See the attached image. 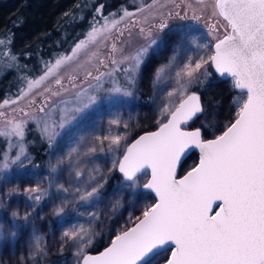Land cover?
<instances>
[{
    "label": "snow or ice",
    "instance_id": "obj_1",
    "mask_svg": "<svg viewBox=\"0 0 264 264\" xmlns=\"http://www.w3.org/2000/svg\"><path fill=\"white\" fill-rule=\"evenodd\" d=\"M132 2V10L121 6L107 15L103 4L96 6L88 30L70 52L43 61L40 75L21 77L25 86L15 98L0 102V137L8 139L9 149L18 148L14 156L0 154V179L7 180L13 166L32 163L24 141L34 121L50 149L63 136L74 140L67 153L49 162L48 187L23 189L35 204L54 196L50 212L61 222L73 214L88 217L60 233L58 252L72 247L74 264H264V0ZM209 7L211 16L224 22L222 36L218 23L205 20ZM172 20L205 21L207 31ZM13 40L14 35L0 36V56L8 58L0 71L19 67L9 47ZM165 50L169 54L161 59ZM150 69L153 102L160 98L155 129L129 142L132 117L125 120L119 109L137 98V85ZM217 74L230 79L235 92L223 125L217 116L221 102L204 99ZM24 101L28 111L3 110ZM104 106L117 109L109 114L107 128L76 138L73 133ZM197 120L200 125L192 127ZM121 126L123 133L113 131ZM206 131L211 138H205ZM197 149L199 162L179 177L182 161ZM100 154L111 159L110 166L95 163ZM65 167L75 185L59 182ZM112 178L117 183L109 198L106 186ZM19 191V186L9 189L0 198V210ZM105 199L103 212L87 210ZM125 204L132 209L127 219L114 232L107 230L102 251L90 254L97 238L104 237L97 230L101 217L118 219ZM33 211L21 216L13 210L10 222L0 220V248L31 227L27 255L16 264H40L50 253Z\"/></svg>",
    "mask_w": 264,
    "mask_h": 264
},
{
    "label": "rangeland",
    "instance_id": "obj_2",
    "mask_svg": "<svg viewBox=\"0 0 264 264\" xmlns=\"http://www.w3.org/2000/svg\"><path fill=\"white\" fill-rule=\"evenodd\" d=\"M90 1L94 3V0H90ZM102 1L103 4H105L104 7L105 10L108 9L113 2L112 0H102ZM119 2L121 3V6L128 7L129 10H132L135 6L133 5L132 0H119ZM207 2L209 5H211L213 0H207ZM121 6L119 7V9L121 8ZM169 7H171V5H169ZM119 9L117 11H119ZM211 12L212 9L211 7H209L207 11L204 13L205 20L218 23L220 25L219 34L222 36L224 34V28H223L224 22L219 17H212ZM107 14H108L107 12L106 13L104 12V15ZM89 20L91 22L92 17ZM171 23L193 24L195 27H198V25H195V22L191 20L183 21V22L178 20H172ZM204 23L205 21H201V23L199 24V28L201 31L206 32L207 30L204 29L205 28ZM221 26L223 30L221 29ZM87 30L88 29L86 30L84 29L82 33L84 34ZM81 38H83V36ZM208 39L211 38L209 37ZM73 45L74 43L70 47H72ZM12 54L14 53L12 52ZM56 54L57 53H55L53 57ZM168 54L169 53L167 50L162 51L160 58L162 59ZM7 60H8L7 57L0 56V64H4L5 62H7ZM156 62H158V60L153 63V68L155 67ZM17 64L20 67V62L18 60H17ZM16 69L17 66H13L11 69L5 68L4 70L0 71V78L3 77L7 71L16 70ZM104 70L105 69L101 68V71ZM223 89H225L226 93L224 92V94L220 95V92H222ZM233 95H235V92L230 87V81L227 80H224L222 84H219L217 81H212L210 86L204 92L205 101H208L211 98L221 102L217 111V116L221 125H223L227 121V118L230 114L231 98ZM11 98H15V97L12 96ZM26 104H27L26 101L20 102L18 105L15 106H7L3 110L11 112V107H23L25 108V111H28L29 109L26 107ZM159 104H160V98H157L155 103L153 102V92L151 85V69H150L147 77L137 85V98L131 102L130 106L119 109L125 120L128 119L129 115H131L132 117V121H131L132 127L128 130L130 133L129 142L132 139H134L137 135L142 134L143 131L155 129L154 121L157 118V114L159 112V107H158ZM38 106L39 104H37V107ZM116 110H117L116 108H112L110 106H104L103 108H101V110L98 113L94 114L91 119L81 124L80 129L74 132L73 135L76 138H79L80 135L89 136L93 131H96L97 134H99L101 126H103V128L105 129L107 128V121L109 119V114ZM211 111L212 108L210 107L209 112ZM201 119L203 120V117ZM208 119L209 122H211L212 116L210 115ZM200 123L201 120H197L196 123L192 125V127H197L200 125ZM28 127H31L34 133L37 135V137H40L42 143L47 145L45 149L46 157L44 159V165H42L40 169L33 166L32 163L26 164V167L23 169L16 168L15 166H13L8 170V173L6 174L8 179L7 180L0 179V198H2L5 193H8L9 189H11L12 187L19 186L20 188V191L18 193H13L7 197L5 201L6 203L5 209L0 210V220H4L5 222H10L12 220L11 212L13 210H18L22 216L25 210L33 211L32 207L30 206L34 205L35 210L33 211V216H34V223L38 229V235L42 237L43 243L50 249L49 255L43 260H41L40 264H65V261H67V264H74V257H73L74 249L72 247L66 246L63 255H61L58 252L60 233L63 231L64 228L69 227L72 223L85 222L88 219V217L76 216L75 214H73L71 217L66 218V222H61L56 217H53L50 212L52 205L55 202L54 196L52 198L45 197L44 199H42V201L39 204H35V201L29 200L27 194L23 191L24 188L29 186H35L36 184H40L41 187H45V188L48 187L49 180L47 179V177L49 176V162L50 161L55 162L56 159L67 153L68 149L73 146L74 140L70 139L68 136H63L62 138L59 139V142L57 143L55 148L50 149L48 147L47 141L41 138V133L37 128L36 123L34 121H29ZM113 131L123 133L125 130L121 126L120 128L114 127ZM205 136L207 138H211V132L206 131ZM1 138L3 140L5 139V142H7L4 152H8L9 156H14L18 148L9 149L8 139L5 137H1ZM15 139L16 138H13V141H15ZM25 142L26 141H24V143ZM1 143L4 144V142L2 141ZM95 163L100 164L102 167L106 168L107 166H110L111 159L108 158L107 161H105L104 154H100L99 159H97ZM92 166L93 165L91 164L88 165L89 168H91ZM84 179H87L86 174ZM59 182L64 183L66 186L68 184L75 185L76 178L74 174H70V171L65 167V169L59 173ZM115 187H116V183H114L112 186H110L108 183V185L106 186V193L109 198L112 196ZM50 191L55 192V189H51ZM150 201H151V197H149V200H141L140 203L137 205V211L135 214H139V209L145 203H148ZM107 205H108V199H105L104 203L99 205L97 209H87V210L88 211L97 210L103 212ZM80 211H85V209H81ZM131 211L132 209L128 208L127 204H125V207L120 210L122 215H119L118 219L116 217H112L111 219H108L106 216H102L101 219L104 220V223L99 224L97 226V230L98 231L103 230L104 237L103 238L98 237L97 241L99 239H103L104 241L107 242V235H108L107 230L111 228L114 232L120 226V224H122L124 220L127 219L129 212ZM41 217H43V219H41ZM30 232H31V227L25 230V232L18 241L10 243L4 246L3 248H0V260H2L4 264H16L20 256L27 255V240Z\"/></svg>",
    "mask_w": 264,
    "mask_h": 264
},
{
    "label": "trees",
    "instance_id": "obj_3",
    "mask_svg": "<svg viewBox=\"0 0 264 264\" xmlns=\"http://www.w3.org/2000/svg\"><path fill=\"white\" fill-rule=\"evenodd\" d=\"M112 1V5L104 9L105 13L117 12L121 6L119 0ZM99 4H103V1L94 0L92 3L90 0H0V36L14 35L9 47L20 62V67L7 71L0 78V102L15 97L25 86L21 77L34 78L40 75L43 61L52 59L55 53L70 52V46L83 36L84 29L89 28V19L93 18L95 7ZM222 92L220 95L226 93L225 89ZM35 135L33 129L28 127L25 146L33 166L40 169L44 165L47 145ZM6 143L5 139L0 137V154H3ZM197 161L198 156L192 152L181 164L179 175L185 174ZM114 183H117L116 178L109 181L110 186ZM106 243L99 239L88 250L89 253H98Z\"/></svg>",
    "mask_w": 264,
    "mask_h": 264
},
{
    "label": "water",
    "instance_id": "obj_4",
    "mask_svg": "<svg viewBox=\"0 0 264 264\" xmlns=\"http://www.w3.org/2000/svg\"><path fill=\"white\" fill-rule=\"evenodd\" d=\"M217 76V78H219L220 80H230V79H223V78H220L219 76H218V74L216 75ZM136 138V137H135ZM134 138V139H135ZM192 152H194L195 154H196V156H198V161H197V163L199 162V150L197 149V150H194V151H192ZM192 152L191 153H189L185 158H184V160L182 161V163L189 157V155H191L192 154ZM180 169L181 168H179V173H180ZM186 174V173H185ZM184 175V174H183ZM183 175H179V177H182ZM103 250V249H102ZM101 250V251H102ZM93 254H97V253H93Z\"/></svg>",
    "mask_w": 264,
    "mask_h": 264
},
{
    "label": "flooded vegetation",
    "instance_id": "obj_5",
    "mask_svg": "<svg viewBox=\"0 0 264 264\" xmlns=\"http://www.w3.org/2000/svg\"><path fill=\"white\" fill-rule=\"evenodd\" d=\"M212 23H215V22H212ZM198 27H199V25H198ZM201 28H203V27H201ZM204 29L207 30L206 28H204ZM221 29L223 30L222 26H221ZM212 81H217L219 84H222L224 82V80L222 81L219 78H217L216 75L213 77ZM212 81H211V83H212ZM227 81H230V80H227Z\"/></svg>",
    "mask_w": 264,
    "mask_h": 264
},
{
    "label": "bare ground",
    "instance_id": "obj_6",
    "mask_svg": "<svg viewBox=\"0 0 264 264\" xmlns=\"http://www.w3.org/2000/svg\"><path fill=\"white\" fill-rule=\"evenodd\" d=\"M73 146H74V144H73Z\"/></svg>",
    "mask_w": 264,
    "mask_h": 264
}]
</instances>
